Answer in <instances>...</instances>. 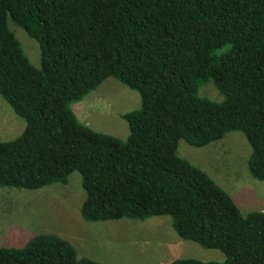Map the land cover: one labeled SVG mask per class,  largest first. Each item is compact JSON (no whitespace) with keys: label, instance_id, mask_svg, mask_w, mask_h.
<instances>
[{"label":"trees","instance_id":"trees-1","mask_svg":"<svg viewBox=\"0 0 264 264\" xmlns=\"http://www.w3.org/2000/svg\"><path fill=\"white\" fill-rule=\"evenodd\" d=\"M38 42L35 67L10 28ZM114 78L137 92L121 140L71 109ZM212 82L222 101L202 97ZM0 95L26 127L0 141V190L37 191L79 172L87 222L168 216L179 237L223 252L224 262L264 264V213L243 216L179 142L205 147L232 132L252 147L264 183V0H0ZM0 264H101L55 234L0 248Z\"/></svg>","mask_w":264,"mask_h":264},{"label":"rangeland","instance_id":"rangeland-1","mask_svg":"<svg viewBox=\"0 0 264 264\" xmlns=\"http://www.w3.org/2000/svg\"><path fill=\"white\" fill-rule=\"evenodd\" d=\"M31 63L40 68L37 41L9 22ZM202 97L222 101L212 82L200 90ZM139 94L114 78L107 79L81 102L71 105L78 119L91 129L126 140L129 125L122 114L139 109ZM26 122L0 95V141L19 137ZM178 156L205 171L234 200L241 214L264 213V183L249 170L252 147L241 132H232L205 147L179 142ZM86 198L79 172L67 184L55 183L37 191L0 190V248H22L39 234H55L70 241L79 257L101 264H171L193 258L224 262L220 250L206 249L177 235L168 216L140 220L87 222L81 216Z\"/></svg>","mask_w":264,"mask_h":264}]
</instances>
